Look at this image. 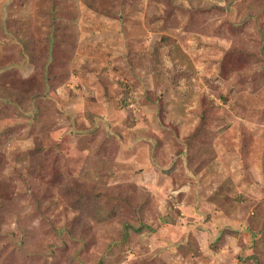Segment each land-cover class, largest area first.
Listing matches in <instances>:
<instances>
[{"label": "rangeland", "instance_id": "obj_1", "mask_svg": "<svg viewBox=\"0 0 264 264\" xmlns=\"http://www.w3.org/2000/svg\"><path fill=\"white\" fill-rule=\"evenodd\" d=\"M0 264H264V0H0Z\"/></svg>", "mask_w": 264, "mask_h": 264}, {"label": "trees", "instance_id": "obj_2", "mask_svg": "<svg viewBox=\"0 0 264 264\" xmlns=\"http://www.w3.org/2000/svg\"><path fill=\"white\" fill-rule=\"evenodd\" d=\"M104 210V209H103ZM102 210V212H100V213H98V214H103V216H102V219H108V217L110 216V214H111V211L110 210H105V211H103Z\"/></svg>", "mask_w": 264, "mask_h": 264}]
</instances>
